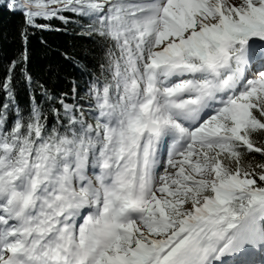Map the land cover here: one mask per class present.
<instances>
[{
  "label": "snow or ice",
  "instance_id": "6c2138e0",
  "mask_svg": "<svg viewBox=\"0 0 264 264\" xmlns=\"http://www.w3.org/2000/svg\"><path fill=\"white\" fill-rule=\"evenodd\" d=\"M5 13L0 264H264V0Z\"/></svg>",
  "mask_w": 264,
  "mask_h": 264
},
{
  "label": "trees",
  "instance_id": "16d2710c",
  "mask_svg": "<svg viewBox=\"0 0 264 264\" xmlns=\"http://www.w3.org/2000/svg\"><path fill=\"white\" fill-rule=\"evenodd\" d=\"M17 21L6 13L0 15V33H4L8 38L0 39V72H2V66L6 63L7 59L11 58L18 47L17 43L11 41L15 25ZM50 40H55L57 43H63L64 38L62 37H49ZM77 43H84L83 41H77Z\"/></svg>",
  "mask_w": 264,
  "mask_h": 264
}]
</instances>
